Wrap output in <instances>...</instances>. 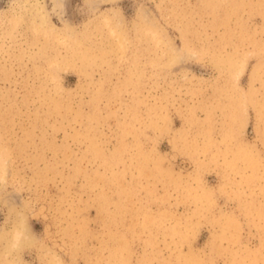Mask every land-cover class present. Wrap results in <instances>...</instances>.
<instances>
[{
  "label": "rangeland",
  "instance_id": "1",
  "mask_svg": "<svg viewBox=\"0 0 264 264\" xmlns=\"http://www.w3.org/2000/svg\"><path fill=\"white\" fill-rule=\"evenodd\" d=\"M0 264H264V0H0Z\"/></svg>",
  "mask_w": 264,
  "mask_h": 264
},
{
  "label": "bare ground",
  "instance_id": "2",
  "mask_svg": "<svg viewBox=\"0 0 264 264\" xmlns=\"http://www.w3.org/2000/svg\"><path fill=\"white\" fill-rule=\"evenodd\" d=\"M215 1V0H214ZM231 1V0H230ZM229 6V5H228ZM111 15V14H110ZM110 18H111V16H110ZM113 18V17H112ZM112 20V19H111ZM51 26V25H50ZM43 27V26H42ZM45 28V27H44ZM50 30V29H49ZM45 31H47V30H45ZM44 31V32H45ZM57 31V30H56ZM144 31V30H143ZM48 32V31H47ZM50 32H53V31H50ZM39 33V32H38ZM53 34V33H52ZM148 34H149V32H148ZM54 35V34H53ZM57 35H58V33H57ZM146 36V35H145ZM151 36V35H150ZM109 38V37H108Z\"/></svg>",
  "mask_w": 264,
  "mask_h": 264
}]
</instances>
